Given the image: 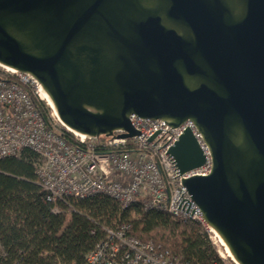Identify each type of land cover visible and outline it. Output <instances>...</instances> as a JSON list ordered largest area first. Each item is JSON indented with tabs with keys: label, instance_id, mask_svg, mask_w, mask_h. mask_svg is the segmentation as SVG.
I'll use <instances>...</instances> for the list:
<instances>
[{
	"label": "water",
	"instance_id": "obj_1",
	"mask_svg": "<svg viewBox=\"0 0 264 264\" xmlns=\"http://www.w3.org/2000/svg\"><path fill=\"white\" fill-rule=\"evenodd\" d=\"M0 67L80 138L192 122L212 170L181 184L232 264H264V0H0ZM168 154L204 163L189 130Z\"/></svg>",
	"mask_w": 264,
	"mask_h": 264
},
{
	"label": "built area",
	"instance_id": "obj_2",
	"mask_svg": "<svg viewBox=\"0 0 264 264\" xmlns=\"http://www.w3.org/2000/svg\"><path fill=\"white\" fill-rule=\"evenodd\" d=\"M43 102L33 78L0 67V161L31 151L37 184L54 214L59 213V203L107 197L121 211L139 206L144 213H162L178 223L198 225L225 264H232L181 184V179L204 177L212 170L209 150L192 122L171 128L160 120L130 116L136 137L88 140L67 131ZM187 130L204 163L181 176L168 151ZM103 234L84 264H187L132 236L126 224L105 227Z\"/></svg>",
	"mask_w": 264,
	"mask_h": 264
},
{
	"label": "trees",
	"instance_id": "obj_3",
	"mask_svg": "<svg viewBox=\"0 0 264 264\" xmlns=\"http://www.w3.org/2000/svg\"><path fill=\"white\" fill-rule=\"evenodd\" d=\"M44 115L45 106L41 104ZM29 150L0 161V264H84L104 238L103 228L119 224L142 242H151L187 264H225L205 232L168 215L121 211L107 197L59 203L58 214L44 202Z\"/></svg>",
	"mask_w": 264,
	"mask_h": 264
},
{
	"label": "bare ground",
	"instance_id": "obj_4",
	"mask_svg": "<svg viewBox=\"0 0 264 264\" xmlns=\"http://www.w3.org/2000/svg\"><path fill=\"white\" fill-rule=\"evenodd\" d=\"M3 69H5V68H3ZM5 70H7V69H5ZM7 71H10V70H7ZM12 72V71H11ZM41 98H42V100L44 101V102H46V104H47V106L48 107H52L51 106V104H50V102L48 101V99H47V97L43 94V93H41ZM55 115V114H54ZM68 131V130H67ZM225 254V253H224ZM226 255V254H225Z\"/></svg>",
	"mask_w": 264,
	"mask_h": 264
},
{
	"label": "rangeland",
	"instance_id": "obj_5",
	"mask_svg": "<svg viewBox=\"0 0 264 264\" xmlns=\"http://www.w3.org/2000/svg\"><path fill=\"white\" fill-rule=\"evenodd\" d=\"M44 103V105L46 106V107H48L47 106V104H46V102H43ZM48 110H51L49 107H48ZM223 251V250H222ZM220 252H221V250H220ZM222 253V252H221ZM229 260V259H228ZM229 262H230V260H229Z\"/></svg>",
	"mask_w": 264,
	"mask_h": 264
}]
</instances>
